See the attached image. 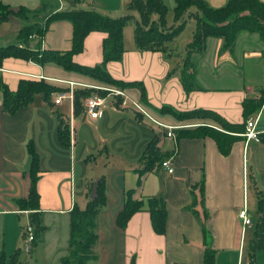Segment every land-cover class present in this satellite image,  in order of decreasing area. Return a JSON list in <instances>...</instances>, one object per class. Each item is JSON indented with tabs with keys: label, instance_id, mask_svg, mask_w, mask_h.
<instances>
[{
	"label": "crops",
	"instance_id": "1",
	"mask_svg": "<svg viewBox=\"0 0 264 264\" xmlns=\"http://www.w3.org/2000/svg\"><path fill=\"white\" fill-rule=\"evenodd\" d=\"M1 1L14 10L18 6L35 10L40 5V0ZM61 1L66 7L71 0ZM163 1L168 8L169 27L175 24L174 0ZM205 1L212 7H221L227 0ZM127 2L81 0L76 7L118 17L126 13ZM157 17L152 16L154 20ZM24 23L25 19L13 14L1 21L0 45L15 43ZM186 24L190 29L182 41L184 31L166 52L136 49L133 26L125 27L123 57L108 62L106 68L116 79L140 81L145 98L139 87H123L124 96H108L96 118L86 112L84 101L83 108L76 113L72 99L64 98L55 104L56 93L50 99L37 93L28 106L9 114L2 108L0 91V251L8 256L17 255L21 261L23 252L26 253L23 227L31 224L35 231L30 221L31 210L22 206L31 185V146L38 158L39 204L35 211L40 224L45 226L31 249L36 244L51 249L54 264H61L60 258L67 254L70 210L75 204L85 206L93 181L100 177L106 202L96 220V258L86 264H130L131 259L133 264H203V225L209 232L214 264H264V110L256 125L260 140H249L245 146V139L239 134L227 154L221 153L215 140L208 136L176 139L174 129L199 125L220 129L215 121L178 120L169 113L158 112L163 105L181 111L203 108L215 111L229 122H245L258 109L246 117L243 101L260 98L264 91V40L256 33L241 32L231 50L221 51L222 40L207 37L205 50L192 54L194 67L189 71L194 75L195 88L186 91L180 70L195 30V19L189 18ZM72 30L68 20L52 21L42 37L32 36L30 47L41 44L42 49L67 51L71 48ZM104 36L100 31L88 33L83 50L73 55V61L88 66L101 62ZM38 75L66 89H77L79 84H101L52 62L41 65L8 57L0 67V83L10 90L17 88L20 79ZM60 122L67 127L66 144L59 138ZM158 133L162 136L161 151L169 154L164 161H168L172 171L161 164L140 176L135 171L139 158ZM202 179L203 196L198 186ZM130 189L134 198L144 201L157 195L163 197V233L153 230L146 207L132 214L124 227L117 224V213ZM243 206L251 218V224L244 227L238 218ZM259 227L262 238L257 242L255 232Z\"/></svg>",
	"mask_w": 264,
	"mask_h": 264
},
{
	"label": "trees",
	"instance_id": "2",
	"mask_svg": "<svg viewBox=\"0 0 264 264\" xmlns=\"http://www.w3.org/2000/svg\"><path fill=\"white\" fill-rule=\"evenodd\" d=\"M81 0H71L66 7L60 8L59 0H40L38 9L31 10L24 6H18L16 10L0 0V22L7 19L10 14L27 20L22 24L15 43L0 45V67L3 60L8 57L31 60L41 65L55 63L65 70L74 71L86 75L103 84L113 85L117 88L133 87L140 88L142 97L145 98L144 89L140 81H124L112 77L107 71L106 65L111 61H120L124 54L123 29L129 22H133V42L135 48L141 51H168L177 36L185 27L189 18L195 19L196 26L191 41L187 44L183 67L180 70V79L186 91L195 88L192 54L201 53L205 50L207 37L220 38L222 40L220 50H231L235 44L237 35L241 32L256 33L264 40V2L261 0H227L221 7H212L205 0H174L173 20L174 25L167 26L166 14L168 8L163 0H128L125 5L126 13L112 17L93 8L82 9L76 5ZM195 10L191 11L190 8ZM190 9V10H189ZM32 13L29 19V14ZM38 13L40 17L38 16ZM138 15L137 17L135 16ZM157 14V19L152 18ZM37 18V19H36ZM55 20H68L73 27L71 48L67 51L41 49V44L31 48L29 40L33 35L42 37L48 24ZM92 31L105 33L102 40V60L93 65H81L73 61V55L83 50V42L86 35ZM2 108L12 114L22 107L28 106L35 94L41 93L43 98L50 97L59 91H68L66 88L55 86L44 79L22 78L17 88L10 90L1 82ZM105 95L107 91L79 86L73 91L74 113L83 108L84 99L91 95ZM93 94V95H94ZM264 102V91L260 98H247L243 101V112L248 117L256 111ZM160 113H169L178 120L191 118H211L218 124V128L208 125L195 127H183L174 129L176 139L183 137L203 138L211 137L215 140L221 153L227 154L233 142L240 138L245 130V122L232 123L215 111L195 108L191 110H177L169 105H163L158 109ZM58 134L62 143L68 142L67 127L61 122L58 124ZM162 136L158 133L148 142L145 150L139 158V166L135 169L141 176L145 172L160 166L169 154L163 153L159 147ZM31 154V185L27 200L22 204L30 209V221L35 227V244L45 226L40 224L38 213L35 211L39 204V194L36 183L39 178L37 172V156L29 146ZM203 196V179L198 184ZM132 189L126 192V197L121 210L117 213L116 222L124 227L135 212L144 209L149 211L152 228L157 233L165 230V202L161 195L149 197L145 201L133 197ZM106 202L105 186L103 177L97 180L96 196L89 198L83 208L74 205L69 212V236L67 254L60 258L61 264H86L96 258L93 247L97 242V215ZM204 241L206 244L203 253V264H214V251L209 246V232L202 226ZM255 240L262 238L261 228L255 232ZM0 264H22L17 255H6L0 251ZM130 264H133L131 259Z\"/></svg>",
	"mask_w": 264,
	"mask_h": 264
},
{
	"label": "built area",
	"instance_id": "3",
	"mask_svg": "<svg viewBox=\"0 0 264 264\" xmlns=\"http://www.w3.org/2000/svg\"><path fill=\"white\" fill-rule=\"evenodd\" d=\"M59 3H60L59 9L63 8L61 0H59ZM36 78H38V79L42 78L43 79L44 77L42 75H38V77H36ZM70 85L73 86L72 83H70ZM79 86L107 91V93L105 95L94 94V95H91V96H88V97L85 98L84 105H85L86 112L92 118H96V117H98L100 115V107L102 105H104L105 99L108 96H112V97H114V96L115 97L124 96L123 91L120 88H117V87H115L113 85H108V84L101 83V84H97V85L79 84ZM73 91L74 90L72 89V87H70L68 89V91H59V92H57L55 94L54 103L55 104L61 103V101L64 98H69V99L73 100ZM123 104H124V102H123ZM133 104L135 106H137L152 121H156L153 117L148 115L137 103L134 102ZM263 110H264V102L260 105V107L258 108L256 113L252 117H248L246 119V121H245V130H244V132L241 133V135L245 139V146H246V143L249 140H254V141H259L260 140L259 131L257 130L256 125H257L258 120L261 117V113H262ZM162 165L165 166L168 171H172V167L170 166L168 161H164L162 163ZM238 218L241 220L243 227L251 224V218L249 216V212H248V209L246 208V206H243V208H241L239 210ZM23 231H24L23 250L26 253H29L30 250H31L32 243L35 240V233L33 231V227H32L31 224H26L23 227Z\"/></svg>",
	"mask_w": 264,
	"mask_h": 264
},
{
	"label": "rangeland",
	"instance_id": "4",
	"mask_svg": "<svg viewBox=\"0 0 264 264\" xmlns=\"http://www.w3.org/2000/svg\"><path fill=\"white\" fill-rule=\"evenodd\" d=\"M53 1V0H52ZM65 2H67V0H63ZM40 2V1H39ZM62 2V1H61ZM40 13H38V16L36 17H40L39 16ZM31 15L32 13L29 14V19L31 18ZM120 16V15H119ZM135 16L137 17L138 15H136L135 13ZM116 17V16H115ZM35 18H31L30 20L32 21H35L34 20ZM37 19V18H36ZM27 21V20H26ZM133 22H129L127 25H125V27H131L133 26ZM124 27V29H125ZM123 29V31H124ZM190 29V26L188 24H186V26L183 28L182 31H184L181 36H180V41H182V39L184 38V35L185 33H187V31H189ZM240 34V33H239ZM238 34V35H239ZM237 35V36H238ZM98 90V89H97ZM206 119H209V120H213L209 117H207ZM214 121V120H213ZM217 124V122H215ZM212 127V126H211ZM43 239V237H41V239L39 241H41ZM37 245V244H36ZM36 245H33L32 249L30 250L31 253H24L23 252V257L21 259V263L22 264H54V261H53V254H52V251L51 249L47 248V249H44L43 245L42 244H38L37 246ZM26 260V261H25ZM24 261V263H23Z\"/></svg>",
	"mask_w": 264,
	"mask_h": 264
},
{
	"label": "water",
	"instance_id": "5",
	"mask_svg": "<svg viewBox=\"0 0 264 264\" xmlns=\"http://www.w3.org/2000/svg\"><path fill=\"white\" fill-rule=\"evenodd\" d=\"M96 185H97V179H95L93 181V185H92V188L90 190V194H89V197L92 199L96 196Z\"/></svg>",
	"mask_w": 264,
	"mask_h": 264
}]
</instances>
